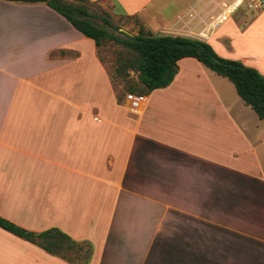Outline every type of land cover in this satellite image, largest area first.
<instances>
[{
	"label": "crops",
	"instance_id": "1",
	"mask_svg": "<svg viewBox=\"0 0 264 264\" xmlns=\"http://www.w3.org/2000/svg\"><path fill=\"white\" fill-rule=\"evenodd\" d=\"M88 1L264 76V10L211 28L210 0ZM177 66L131 113L92 40L0 0V217L60 231L85 264H264V119L195 59ZM0 264L72 263L0 228Z\"/></svg>",
	"mask_w": 264,
	"mask_h": 264
},
{
	"label": "trees",
	"instance_id": "2",
	"mask_svg": "<svg viewBox=\"0 0 264 264\" xmlns=\"http://www.w3.org/2000/svg\"><path fill=\"white\" fill-rule=\"evenodd\" d=\"M3 1L45 4L83 37L92 40L97 48L107 41H113L121 46L126 51L117 58L116 76L128 81L132 72L137 78L136 83H128L126 86L127 94L144 96L153 90L167 87L177 74V62L184 58H193L216 75L227 79L243 103L250 107L260 120L264 119V76L239 61L218 56L205 42L183 37L153 35L145 31L135 17L130 19L139 26L137 34L118 38L97 25L100 21L104 26L113 27L108 18L90 11L89 7L93 3L88 0ZM0 228L72 264H85L87 260L79 255L81 251L79 243L56 229L41 233L29 232L2 217ZM74 250L77 251L76 256H69V252Z\"/></svg>",
	"mask_w": 264,
	"mask_h": 264
},
{
	"label": "rangeland",
	"instance_id": "3",
	"mask_svg": "<svg viewBox=\"0 0 264 264\" xmlns=\"http://www.w3.org/2000/svg\"><path fill=\"white\" fill-rule=\"evenodd\" d=\"M90 11L100 17L108 18V20L112 24V28H109L107 26H104L100 21L97 22V25L100 27L105 28L109 33L113 34L114 36L118 38H126V37H132L135 36V28L136 24L134 23L133 19L121 16L119 18L110 17L108 13H105L100 5L98 3H93L89 7ZM264 10V9H263ZM258 13H250L245 10H239L234 15L230 17V19L238 26L246 28L247 25ZM210 20V17L209 19ZM260 28V27H259ZM263 29H260L261 31H264V25L262 26ZM125 51L121 46L117 45L113 41H107L103 43L98 48V56L100 58V61L103 63L106 70L110 73V77L112 78V85L114 88L115 97L117 98L118 102L120 104H123L125 101V95L126 92V86L128 83H136L137 78L136 74L130 72V76L128 78V81H124L121 77L116 76V62L117 58L120 54L124 55ZM81 251L79 255H82V251L86 250V246L83 244L80 245ZM77 251H70L69 256L74 257L76 256Z\"/></svg>",
	"mask_w": 264,
	"mask_h": 264
},
{
	"label": "built area",
	"instance_id": "4",
	"mask_svg": "<svg viewBox=\"0 0 264 264\" xmlns=\"http://www.w3.org/2000/svg\"><path fill=\"white\" fill-rule=\"evenodd\" d=\"M211 15L209 25L214 28L230 19L239 10L250 13H259L264 9V0H210ZM206 37L205 33L201 34ZM125 101L131 113H137L145 104L144 96L126 94Z\"/></svg>",
	"mask_w": 264,
	"mask_h": 264
}]
</instances>
